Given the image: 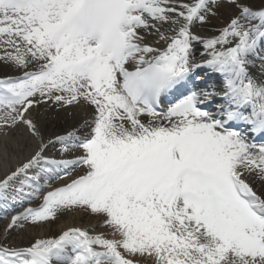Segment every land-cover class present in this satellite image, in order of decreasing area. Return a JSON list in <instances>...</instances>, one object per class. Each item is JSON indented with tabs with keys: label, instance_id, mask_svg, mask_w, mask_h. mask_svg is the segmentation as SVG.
<instances>
[{
	"label": "snow or ice",
	"instance_id": "snow-or-ice-1",
	"mask_svg": "<svg viewBox=\"0 0 264 264\" xmlns=\"http://www.w3.org/2000/svg\"><path fill=\"white\" fill-rule=\"evenodd\" d=\"M222 4L238 14L194 32ZM0 62L20 73L0 78V137L38 141L0 178V209L42 199L5 240L67 212L111 237L0 243V264H264V0H0ZM41 105L92 116L45 141Z\"/></svg>",
	"mask_w": 264,
	"mask_h": 264
},
{
	"label": "bare ground",
	"instance_id": "bare-ground-1",
	"mask_svg": "<svg viewBox=\"0 0 264 264\" xmlns=\"http://www.w3.org/2000/svg\"><path fill=\"white\" fill-rule=\"evenodd\" d=\"M246 2L252 4L254 7L260 6V0H246ZM232 10L227 4H222L217 9V15L210 17L209 22L205 25H197L193 30L202 37H212L218 34V30L223 28L222 22L227 25L228 19L224 11L229 12ZM201 26V27H200ZM203 51L200 45L196 46V59L200 61L203 59L201 52ZM20 73L15 71L12 67L0 62V78L6 76H17ZM212 80L216 81V77H212ZM92 116V110L84 107H74L59 109L52 107H46L41 105L39 109L33 110L32 118L37 123L40 131L47 141L48 139H54L58 135H65L67 132L73 129L79 128L85 119H89ZM38 141L32 138L25 129L19 128L10 134V138L5 140L0 137V178L5 173L20 163L26 160V158L35 150ZM59 145L49 146L48 151L45 153L50 158H62L59 153ZM79 155V151L73 152L70 156L64 158H74ZM82 174V169H77L73 173V177ZM65 181L56 180L52 183V188L61 186ZM257 190L261 189L260 185L256 184ZM50 190V189H49ZM42 203V199L33 200L31 203H25L23 207L18 205H10V209L5 211L0 209V243H6L9 247H27L31 245L38 238H55L62 231L69 227H79L86 229L96 234L103 233L109 236V232L105 228L98 226L96 218L88 215L84 212H67L62 215L57 221L41 224L39 226H26L27 228L18 229L14 228L7 233V239L5 240V229L11 222V217L17 215L23 211L24 208H38ZM109 238H111L109 236Z\"/></svg>",
	"mask_w": 264,
	"mask_h": 264
},
{
	"label": "rangeland",
	"instance_id": "rangeland-1",
	"mask_svg": "<svg viewBox=\"0 0 264 264\" xmlns=\"http://www.w3.org/2000/svg\"><path fill=\"white\" fill-rule=\"evenodd\" d=\"M228 7H229V5H228ZM230 8L232 9V10H230L229 12H226V11H224V13L227 15V17H228V19L231 17H234V16H236L237 14H238V9H236V8H233V7H231L230 6ZM224 24H225V22H222V25H223V27H225L224 26ZM201 27V26H200ZM63 216V215H62ZM61 216H59L55 221H57L59 218H60ZM27 227H25L24 228V230L26 229ZM32 243V242H31Z\"/></svg>",
	"mask_w": 264,
	"mask_h": 264
}]
</instances>
